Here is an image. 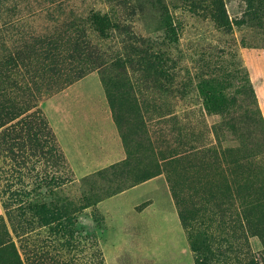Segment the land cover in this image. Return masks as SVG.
Returning <instances> with one entry per match:
<instances>
[{"label":"rangeland","instance_id":"374dc122","mask_svg":"<svg viewBox=\"0 0 264 264\" xmlns=\"http://www.w3.org/2000/svg\"><path fill=\"white\" fill-rule=\"evenodd\" d=\"M207 2L0 0V63L15 55L21 60L31 50H39L38 59L40 48L76 39L87 42L88 61L98 53L104 61L70 85L49 84L48 78L30 85L38 76L22 67L14 72L20 88H8L5 96L36 105L0 128V230L34 215L42 205L84 194L90 205L78 216V233L84 237L93 232L104 264H197L190 247L196 235L207 236L213 246L208 264H237L251 256L260 260L264 25L250 21L253 11L246 1L223 0L228 22L224 29L208 16L210 8L200 6ZM189 8L196 13H189ZM97 12L122 29H104L102 36L104 25L89 21ZM241 21L245 23H236ZM168 24L176 27V36L167 32L170 41L164 44ZM145 40L153 50L165 51L173 75L170 84L141 77L134 64L109 66L126 52L125 45H142ZM68 54L72 66L79 67L77 52L69 49ZM26 83L29 90L21 88ZM109 100L122 125L128 123V136L137 141L133 146L137 158L129 160L136 168L89 178L103 168L88 173L86 155L102 158L93 166L98 169L109 162L107 154L115 158L117 153L97 131L71 133L55 122L53 108L59 105L60 115L75 114L76 106L93 101L96 114L98 101L109 105ZM156 122H162L161 131L153 127ZM148 144L159 153H151ZM191 149L196 155H190ZM156 170L153 177L131 185L136 176ZM219 193L232 202L226 212L231 241L226 263L217 261L212 212H202L213 208L205 196ZM179 209H185L184 220ZM187 210L191 213L185 217ZM84 250L78 253L80 258L91 251Z\"/></svg>","mask_w":264,"mask_h":264},{"label":"trees","instance_id":"16d2710c","mask_svg":"<svg viewBox=\"0 0 264 264\" xmlns=\"http://www.w3.org/2000/svg\"><path fill=\"white\" fill-rule=\"evenodd\" d=\"M244 1L247 3V9L253 11L248 14V16H250V21L255 24L260 22L264 25V0ZM194 4L195 2L191 1L190 6L194 8ZM200 6L204 9L210 8L208 16L217 23H220V26L224 27V29L228 27L223 0H208L205 6H202L201 4ZM188 12L191 14L196 13V11L191 10V8L188 9ZM254 14L256 16H253ZM89 21L98 26L104 25V27L101 26L102 36L107 33L105 31L103 32L104 29H122L117 21L115 24L112 23L110 18L107 17V14H100L97 12L95 15H90ZM243 22L236 23L242 24ZM170 26L171 25L168 24L164 27V31L166 32L164 33L162 41L164 44L169 40L167 32H171V34L176 36V27L170 28ZM145 42L146 43L142 45H125L124 49L126 52L123 55L115 56L109 66L134 64L135 66L133 69L137 70L141 77H151L152 80L159 85H163L164 81L170 84L173 75L168 69L167 61L165 60V51L153 50V46L150 44L151 42L146 40ZM63 45L58 46L55 44L40 48L42 51L38 59L36 58L39 50H31V52L21 60H18L16 58L17 55H15V57H8V59L0 63V128L36 105L33 100L18 102L17 98H14L11 94L5 96L8 88H20L17 85L18 82L14 76V72L18 73L20 67H22V69L24 68L25 72L30 70L33 73V76H38L37 78L32 79L30 85H36L38 82L47 78L49 79V84L60 83L61 85H70L84 77L85 74L104 64V61L100 58V53H98L96 57L93 56V58L90 56L92 60L88 61L89 54L86 53L88 45L87 42L82 39H76L75 41L67 42L64 46ZM69 49L77 52L76 59H78L77 63L79 67L75 68V64L74 67L72 66V59H69V61L67 60L70 55L68 54ZM55 78L60 79V81L55 82ZM30 85L29 83H26V86L21 88L29 90ZM109 106L113 110L115 120L118 121L114 112L113 104L110 100ZM122 140L127 154L126 158L91 174L89 178H92L93 176L103 178L108 174H121L119 170H122L121 168L127 165L130 160V153L126 149L127 146L124 136H122ZM206 151H209V149ZM189 153L192 156L196 155V152L193 149H191ZM156 164L157 162L153 165ZM144 166H146V164H144ZM156 174L157 170L155 172L138 175L131 185L141 183ZM167 179L169 180L168 176ZM83 182L84 180L82 181V184ZM226 189H228L227 186ZM204 201L208 205L211 203L213 204L212 210L206 211L208 207L201 210L203 213L212 212V221H214L215 224V238L217 240V245L214 248L217 252V261H220L221 259L226 263V255L231 251V241L228 231L229 222L227 221L226 212H230L232 202L228 199L226 201L220 193L218 196L207 194ZM176 203L178 205L177 200ZM89 205L90 204H87V197L84 196V194L74 198L64 199L60 202L42 205L34 215L18 221L13 224L10 229L4 228L0 230V264H104L100 250L96 247V241L94 240L96 238L94 237L93 232L86 234L84 237L80 236L78 233V216L82 214L83 210ZM181 209L183 208L181 207ZM259 209L261 212L264 207L259 206ZM184 210L179 209V216L183 220ZM190 213L191 212L187 210L185 217H188V214ZM261 213L264 215V212ZM241 214H243L244 217L246 215L243 207L241 208ZM212 221H209L208 224ZM260 241L262 244V251L259 256L260 260L257 262L251 256L248 260L239 261L237 264H264L263 235H260ZM190 247L198 256L197 264H208V262L211 261L210 253L213 246L208 243L207 236L196 235L195 239L193 238V240H190ZM85 248H90L91 251L87 258H80L78 253L84 252ZM227 251L228 253H226Z\"/></svg>","mask_w":264,"mask_h":264},{"label":"crops","instance_id":"0c3cea01","mask_svg":"<svg viewBox=\"0 0 264 264\" xmlns=\"http://www.w3.org/2000/svg\"><path fill=\"white\" fill-rule=\"evenodd\" d=\"M97 95V93L95 94ZM99 95V94H98ZM98 112L95 114V110L93 109V105L95 104V102L92 101V105L91 104H81L76 106V112L75 114L72 113V111L70 113H63L64 115H60L57 112H62V109H60V106L58 105V108H53V110H55V114H54V120L55 122H58L61 126L66 127L69 129V131L71 133L74 132V130H76L78 133L82 134H86V133H92L93 131H97L98 135H100L101 137L104 138V142L107 145V147H112L115 151V154L117 153V155H115V158L113 157V155H106V160H108L109 162L105 165H102L101 167H99L98 169L93 168V166L96 164L97 160L102 161L101 157L100 159L98 158H87L86 155V162L84 163L85 168L87 169V172H95L99 169L108 167L114 163L120 162L122 160H124L126 158V151L124 150V154L122 152V155L120 154V151H123V149H125V147L123 146V140H122V134L120 135L121 131L124 132L125 136V140H126V146H127V150L130 153V159H134L136 158V149L133 148L134 144L137 142L135 140H131V138L128 136L127 132L128 131V126L126 124L122 125V122L119 120L118 117V121L115 120L114 116H113V110L110 108V106L106 103H100L98 101ZM92 107V108H91ZM93 109V111H92ZM64 111V110H63ZM67 114V115H66ZM67 119H66V117ZM118 116V114H116V117ZM58 118V119H56ZM61 118H65V119H61ZM64 121H66V123H63ZM95 121V122H94ZM149 122H155L157 121L155 118L152 120H148ZM149 122H146L147 125H149ZM63 123V124H61ZM153 127L157 128V132L158 130L161 131V127L160 125L162 124V122H156V124L152 123ZM54 125V124H53ZM98 127L97 129L95 127ZM65 128V129H66ZM119 129V131H118ZM149 129V127H148ZM147 129V133H150V131ZM152 141V140H151ZM85 142V141H84ZM160 142V141H159ZM79 143V142H78ZM110 143V145H109ZM142 143L143 146L146 147L145 142H140ZM148 148L150 149L151 153H156L159 151H156V149L153 150V148H151L149 146V144L147 145ZM120 147V148H119ZM139 147H142L141 145H139ZM118 148L120 150H118ZM87 152V151H86ZM136 152V153H134ZM141 155L142 159H145L146 157H144V154H141V152H138ZM68 154V152H67ZM134 154V155H133ZM151 155V154H150ZM149 155V156H150ZM70 158V155H68ZM147 159V158H146ZM135 160V159H134ZM136 168V164H134L133 162L128 163L127 165L123 166L121 169H128L129 171L132 169ZM86 172V173H87Z\"/></svg>","mask_w":264,"mask_h":264}]
</instances>
